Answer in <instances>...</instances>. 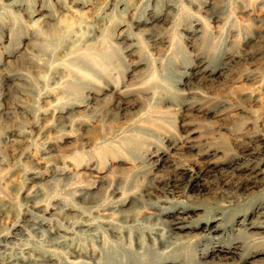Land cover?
<instances>
[{"label": "clouds", "instance_id": "1", "mask_svg": "<svg viewBox=\"0 0 264 264\" xmlns=\"http://www.w3.org/2000/svg\"><path fill=\"white\" fill-rule=\"evenodd\" d=\"M0 264H264V0H0Z\"/></svg>", "mask_w": 264, "mask_h": 264}, {"label": "rangeland", "instance_id": "2", "mask_svg": "<svg viewBox=\"0 0 264 264\" xmlns=\"http://www.w3.org/2000/svg\"><path fill=\"white\" fill-rule=\"evenodd\" d=\"M259 259V258H258Z\"/></svg>", "mask_w": 264, "mask_h": 264}]
</instances>
